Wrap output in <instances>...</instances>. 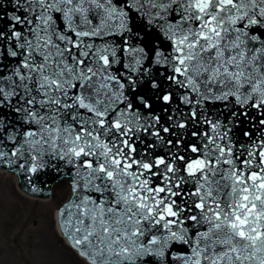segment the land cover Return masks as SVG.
<instances>
[{"label":"water","instance_id":"obj_1","mask_svg":"<svg viewBox=\"0 0 264 264\" xmlns=\"http://www.w3.org/2000/svg\"><path fill=\"white\" fill-rule=\"evenodd\" d=\"M0 165L97 264H264V0H0Z\"/></svg>","mask_w":264,"mask_h":264},{"label":"rangeland","instance_id":"obj_2","mask_svg":"<svg viewBox=\"0 0 264 264\" xmlns=\"http://www.w3.org/2000/svg\"><path fill=\"white\" fill-rule=\"evenodd\" d=\"M12 183L10 177L0 174V264H71L54 260L40 234L46 210L62 200L64 182H58L51 198L20 195L11 190ZM42 200L52 204L45 206ZM70 248L81 264H94L82 258L76 248Z\"/></svg>","mask_w":264,"mask_h":264},{"label":"bare ground","instance_id":"obj_3","mask_svg":"<svg viewBox=\"0 0 264 264\" xmlns=\"http://www.w3.org/2000/svg\"><path fill=\"white\" fill-rule=\"evenodd\" d=\"M11 171L8 170L6 172L0 167V174L4 176L10 177L11 181L13 182L11 185V190H15L20 195H28L24 188H20L19 186V175H17L15 172L14 174H10ZM61 182V181H59ZM64 182V189L62 190V200L61 202L57 203L55 206L48 200H42V204L45 206L52 207L50 210H46V213L44 214V223L42 225V230L40 234H43L44 243L45 246L49 248V251L52 254V258L54 260H58L60 262H67L71 264H81L80 258L75 255V252L70 248L72 245H70V241H68L64 235V232L61 228L60 223V209L62 207V204L70 199L72 196V178L70 177V180L62 181ZM57 184L54 185V189ZM55 192V190L53 191ZM52 192V193H53ZM55 195V194H54ZM74 248V247H73ZM77 253V251H76ZM78 254V253H77Z\"/></svg>","mask_w":264,"mask_h":264}]
</instances>
